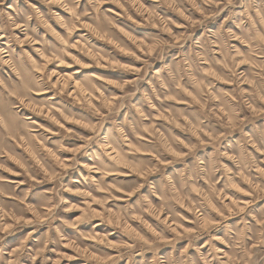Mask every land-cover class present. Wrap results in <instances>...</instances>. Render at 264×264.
<instances>
[{
    "label": "clouds",
    "instance_id": "clouds-1",
    "mask_svg": "<svg viewBox=\"0 0 264 264\" xmlns=\"http://www.w3.org/2000/svg\"><path fill=\"white\" fill-rule=\"evenodd\" d=\"M99 257L264 264V0H0V264Z\"/></svg>",
    "mask_w": 264,
    "mask_h": 264
},
{
    "label": "rangeland",
    "instance_id": "rangeland-1",
    "mask_svg": "<svg viewBox=\"0 0 264 264\" xmlns=\"http://www.w3.org/2000/svg\"><path fill=\"white\" fill-rule=\"evenodd\" d=\"M128 67H132V66H128ZM102 71H103V69H102ZM109 82L111 84H113V85H115V84L118 83L117 81H114V80H110ZM113 243H116V242L113 241ZM64 251L69 256L73 255L71 248H65ZM51 256L53 257V259H55L56 254L55 253H51ZM63 264H70V261H64ZM71 264H81V262H79V261H72ZM96 264H104L103 257H99L98 260H97V262H96Z\"/></svg>",
    "mask_w": 264,
    "mask_h": 264
}]
</instances>
